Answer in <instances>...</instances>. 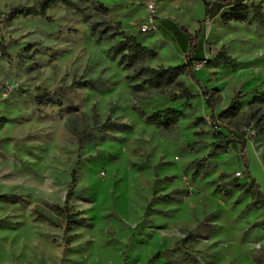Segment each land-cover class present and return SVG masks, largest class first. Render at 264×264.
I'll return each mask as SVG.
<instances>
[{
  "label": "rangeland",
  "instance_id": "rangeland-1",
  "mask_svg": "<svg viewBox=\"0 0 264 264\" xmlns=\"http://www.w3.org/2000/svg\"><path fill=\"white\" fill-rule=\"evenodd\" d=\"M38 1L0 0V264H264V208L242 192L223 196L238 171L240 185L253 179L264 196V22L253 9L264 14V0H246L242 24H223L229 9L207 20L204 2L217 0H87L82 15L54 4L44 18L5 20ZM104 22L122 36H92L90 25ZM171 24L197 34L193 57L208 62L192 73L199 84L179 78L191 101L134 91L139 82L109 52L135 37L154 53L148 67L182 65ZM39 90L49 93L43 105ZM166 108L182 113L172 129L145 124ZM228 108L225 134L257 131L245 143L248 172L240 145L217 146L207 123Z\"/></svg>",
  "mask_w": 264,
  "mask_h": 264
},
{
  "label": "trees",
  "instance_id": "trees-1",
  "mask_svg": "<svg viewBox=\"0 0 264 264\" xmlns=\"http://www.w3.org/2000/svg\"><path fill=\"white\" fill-rule=\"evenodd\" d=\"M87 0H39L37 2V9L33 7L28 8H13L5 16L6 21H10L15 17H24V16H33L44 18L45 13L48 8L54 4H60L66 9L75 11L78 14H83V11L79 7L81 2ZM246 0H217L214 2H204V14L207 20L214 18L217 14L225 9H229L228 12L224 13L221 16V21L223 24L229 23H247L250 20L251 13L250 8L245 4ZM94 9L97 14L104 18L107 14V10L102 7L100 4H94ZM255 12V19L258 22H264V14L260 11L259 7H253ZM171 31L173 38L178 45H181L185 50V62L182 65L175 67H157L150 68L147 66V60L151 59L154 56V53L141 46L135 39V37H127L118 41L112 47H110L109 52L112 57H117L119 63L123 69L131 70V76L126 77L127 82L138 81L139 83L132 86L134 91H140L143 88L157 90L159 92L165 91H178V98H183L187 101H191L195 98L184 86L182 83H179V78L182 76L189 77L192 81H196L192 73L194 72L195 64H207L206 61H201L198 58L193 57V51L197 49V34L190 35L185 34L181 29H177L173 24H171ZM90 34L97 39H100L105 42L114 41L115 38L121 37L122 32L119 30V24H111L109 22H104V24L99 25L97 23L90 25ZM0 51L4 54V47L0 44ZM221 60L228 62L229 59L225 56H221ZM199 84L198 81H196ZM207 97L208 92H203ZM49 99V93L44 90H39L35 96V103L37 105H43ZM208 102V99H207ZM234 111L231 108H228L222 112L220 118H228L233 115ZM182 117L181 112H177L173 109L166 108L156 113L152 114L150 117H147L144 122L146 125H151L158 127L163 130L172 129L178 122V119ZM202 122V120H199ZM259 126V121L257 122V127ZM259 134L264 132V127L259 128ZM217 146L221 147L229 143L222 138L217 142ZM240 160L245 163L246 172H248V161L245 158L246 148L245 142L240 145ZM202 159L200 161L194 162L195 172L194 175L197 176L199 172L203 171V166L206 164L208 159ZM221 180L226 179V175L222 174L220 176ZM73 184V174H71L70 185L65 195L64 204L66 206L68 199L70 197L71 187ZM228 189L224 190L223 196L226 198L231 197L234 191L242 192L245 195L251 197L253 203L251 206L264 208V196L259 191V188L255 180L251 179L250 183L246 185H240L238 180H234L231 184L228 185ZM58 210V208H55ZM79 222H72L74 225H78ZM264 222H261L258 225H262ZM184 241H187L186 239ZM158 255H154L152 260L157 259Z\"/></svg>",
  "mask_w": 264,
  "mask_h": 264
},
{
  "label": "built area",
  "instance_id": "built-area-1",
  "mask_svg": "<svg viewBox=\"0 0 264 264\" xmlns=\"http://www.w3.org/2000/svg\"><path fill=\"white\" fill-rule=\"evenodd\" d=\"M148 10H149V15H148L149 19L147 20L143 30L144 31L147 30L151 32L157 29V23L151 5L148 6ZM194 68H196V64L194 65ZM207 123L210 127L211 132L215 135L216 141H218L221 138L223 139L224 135L226 136V134L223 132L224 129L226 130L228 128L227 125L225 124V118H220L219 116L216 118L213 117L208 118ZM229 133L237 134L241 136L245 141H249L255 138L257 135V131L253 127H243V126L234 128ZM233 177L234 179L238 180L243 177V174L242 172L238 171L234 174Z\"/></svg>",
  "mask_w": 264,
  "mask_h": 264
},
{
  "label": "crops",
  "instance_id": "crops-1",
  "mask_svg": "<svg viewBox=\"0 0 264 264\" xmlns=\"http://www.w3.org/2000/svg\"><path fill=\"white\" fill-rule=\"evenodd\" d=\"M171 28V25H170ZM178 29V28H177ZM178 45V43H176ZM179 49H181L183 52H185V50L183 49V47L181 45H178ZM229 135L231 136V139L229 140ZM229 135L226 134V136L224 135L223 140L225 141H229V146H232V143L236 145H241L243 142H248L245 141L241 136L237 135V134H232L229 133Z\"/></svg>",
  "mask_w": 264,
  "mask_h": 264
},
{
  "label": "bare ground",
  "instance_id": "bare-ground-1",
  "mask_svg": "<svg viewBox=\"0 0 264 264\" xmlns=\"http://www.w3.org/2000/svg\"><path fill=\"white\" fill-rule=\"evenodd\" d=\"M200 69H198V71H199Z\"/></svg>",
  "mask_w": 264,
  "mask_h": 264
}]
</instances>
